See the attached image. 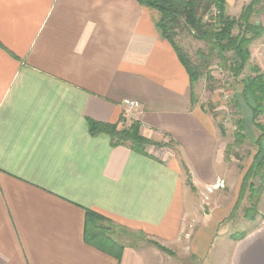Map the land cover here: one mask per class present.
Masks as SVG:
<instances>
[{"label":"crops","instance_id":"0c3cea01","mask_svg":"<svg viewBox=\"0 0 264 264\" xmlns=\"http://www.w3.org/2000/svg\"><path fill=\"white\" fill-rule=\"evenodd\" d=\"M158 19L138 0H0V264L207 258L226 215L195 218L186 177L196 190L223 180L224 146ZM91 121H136L152 144L145 154L113 146ZM86 212L110 225L116 252L85 240ZM225 237L216 262L264 264V215Z\"/></svg>","mask_w":264,"mask_h":264},{"label":"rangeland","instance_id":"374dc122","mask_svg":"<svg viewBox=\"0 0 264 264\" xmlns=\"http://www.w3.org/2000/svg\"><path fill=\"white\" fill-rule=\"evenodd\" d=\"M250 1L232 0V3L225 10V14L238 17L242 7ZM263 5L264 3L261 2L255 6L257 11L253 13L251 21L254 24H261L264 29ZM212 12L215 15V11ZM210 15L211 13L204 15L203 20L209 21ZM262 36L250 43V57L241 74L234 77L227 69V65H223L217 58L212 56L208 60L207 57L201 58L197 55L199 50L203 54L207 53V44L195 39L185 25H180L175 31L174 43L189 57L190 63L198 67L200 72V77L190 85L192 102L200 104L216 124L223 127V133L219 129V136L222 138L221 143L224 146V165L226 167L224 173L226 177L221 181L219 180L214 186L202 190L193 189L189 184L190 178L186 177L187 204L192 208V214L195 218H204L213 209L218 210L219 216L226 215L224 221L217 228L218 235L213 247L210 248V253L202 261V264H225L223 259L218 262L214 259L215 254L219 251L221 254L226 253L227 248L221 247V242L226 238L225 236L238 239L242 233L261 223L264 215V166L262 169L251 173L245 186L243 185V178L248 172L258 149L256 141L260 131L254 126L249 109L244 106L242 98L239 97L243 89L241 79L254 76V67L258 69L259 73H262L254 65L258 54L257 48L260 40L264 38V31ZM226 56L228 58L233 57L231 52L227 53ZM234 98L238 99L242 106V110L239 112L234 105ZM240 117H243L244 120V129L241 131L244 136L237 140L235 136V133L238 132L236 121ZM256 121L264 124V113L259 114ZM261 144L264 147V140H261ZM251 184L252 186H250ZM97 224L108 229L110 226L104 220L97 221ZM186 226L188 227L187 230L190 231L194 229L195 225L193 221L188 220Z\"/></svg>","mask_w":264,"mask_h":264},{"label":"trees","instance_id":"16d2710c","mask_svg":"<svg viewBox=\"0 0 264 264\" xmlns=\"http://www.w3.org/2000/svg\"><path fill=\"white\" fill-rule=\"evenodd\" d=\"M138 1L140 5L150 7L158 12L157 28L162 37L170 42L180 63L186 69L190 85L200 77V72L198 67L192 65L189 57L174 43L175 31L180 25H185L195 39L204 41L207 44V53L203 54L199 50L197 51L198 56H201V58L207 57L208 60L212 56L217 58L223 65H227V69L234 77L241 74L250 57V43L262 36L264 31L261 24H254L251 21L253 13L257 11L255 6L261 2L264 3V0H251L242 7L238 17H231L225 14L226 0ZM262 10H264V5ZM212 11H215V15ZM207 13H211L209 21H204L203 16ZM229 52L232 53V58L226 56ZM253 71L255 72L254 76L241 79L243 89L239 95L245 104L244 106L250 111L254 126L260 131L256 141L258 149L248 168V172L243 178L244 186L251 173L262 169L264 166V147L261 144V140H264V124L256 121V117L264 113V75L259 73L255 67ZM234 105L238 112L242 110V106L236 98H234ZM236 124L238 132L235 133V136L237 140H240L244 136L241 134L244 129L243 117H240ZM218 127L223 133V127L220 124H218ZM90 132L92 134L105 133L110 137L113 146H128L132 151L140 154H145L146 145L152 144V142L139 134V125L136 121L131 122L128 126L121 125L120 127L117 124L91 121ZM99 220L105 219L92 212H86L85 240L99 249L116 252L117 244L110 239L107 227L97 225ZM242 235L243 233L239 237ZM152 243L159 249L167 251L166 248L158 243ZM116 257L118 258L119 254L116 253Z\"/></svg>","mask_w":264,"mask_h":264},{"label":"built area","instance_id":"2783aa9c","mask_svg":"<svg viewBox=\"0 0 264 264\" xmlns=\"http://www.w3.org/2000/svg\"><path fill=\"white\" fill-rule=\"evenodd\" d=\"M122 104L128 110L137 109L139 107V103L135 100L124 99ZM215 187H217V186H215Z\"/></svg>","mask_w":264,"mask_h":264}]
</instances>
